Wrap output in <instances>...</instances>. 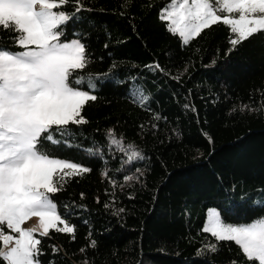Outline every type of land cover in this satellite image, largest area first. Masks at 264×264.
<instances>
[{
	"label": "trees",
	"instance_id": "trees-1",
	"mask_svg": "<svg viewBox=\"0 0 264 264\" xmlns=\"http://www.w3.org/2000/svg\"><path fill=\"white\" fill-rule=\"evenodd\" d=\"M167 3L67 7L60 40H79L88 58L69 83L96 100L81 112L87 123L41 151L90 171L51 194L75 238L37 234L40 264H249L203 227L210 207L236 226L264 217V34L233 46L217 23L184 44L159 18ZM14 35L0 31V47L21 50ZM111 134L128 150L113 149ZM133 151L143 158L130 161Z\"/></svg>",
	"mask_w": 264,
	"mask_h": 264
},
{
	"label": "snow or ice",
	"instance_id": "snow-or-ice-1",
	"mask_svg": "<svg viewBox=\"0 0 264 264\" xmlns=\"http://www.w3.org/2000/svg\"><path fill=\"white\" fill-rule=\"evenodd\" d=\"M73 3L79 12L80 0H0V31L14 33V43L23 49L12 52L0 47V260L5 264H40L37 234L47 237L54 230L75 238V225L59 214L51 194L62 190L68 178L90 169L41 151L44 141L60 142L54 133L67 134L69 125L87 123L81 112L96 100L90 91L69 83L72 73L88 64L83 43L60 40L62 26L74 18L67 11ZM159 18L184 44L222 23L236 46L264 34V0H168ZM111 135L112 144L123 143ZM135 158L143 157L133 151L128 159ZM33 217L38 223L24 228ZM203 231L219 241L235 242L249 264H264V218L248 225H226L213 210ZM95 246L90 241V247ZM53 250L59 249L53 246ZM210 250L215 252V245Z\"/></svg>",
	"mask_w": 264,
	"mask_h": 264
},
{
	"label": "rangeland",
	"instance_id": "rangeland-1",
	"mask_svg": "<svg viewBox=\"0 0 264 264\" xmlns=\"http://www.w3.org/2000/svg\"><path fill=\"white\" fill-rule=\"evenodd\" d=\"M74 40H77V39H74ZM72 41V40H71ZM61 42H70V41H61ZM19 51H23V49H21V50H17V51H12V52H19ZM136 92V91H135ZM92 95H94L92 92H90ZM111 147L113 148V149H115V150H120V149H124V145L123 144H121V145H114V144H112L111 143ZM124 150H128V149H124ZM61 160H63V159H61ZM65 161H68V160H65ZM69 162H72V161H69ZM75 163V162H74ZM78 164V163H77ZM80 165V164H79ZM82 166V165H81ZM51 199H52V197H51ZM53 200V199H52ZM54 202V201H53ZM55 203V202H54ZM216 211L218 214H219V217H220V219H221V216H220V213H219V210L217 209V208H215V207H210V208H208L207 209V211H206V219H205V222H204V227H206L207 226V223H208V214H209V212L210 211ZM58 211V210H57ZM264 218V217H263ZM260 220V219H259ZM221 221H222V219H221ZM256 221H258V220H256ZM223 222V221H222ZM38 223V218H36V217H33L32 219H30L29 221H27L24 225H23V227L24 228H30V227H33L34 225H36ZM224 223V222H223ZM226 224V223H225ZM251 224V223H250ZM226 225H231V224H226ZM233 226H236V225H233ZM203 227V228H204ZM4 231L5 232H8L9 230H7L6 228L4 229Z\"/></svg>",
	"mask_w": 264,
	"mask_h": 264
}]
</instances>
